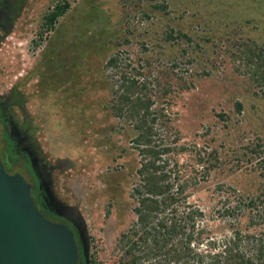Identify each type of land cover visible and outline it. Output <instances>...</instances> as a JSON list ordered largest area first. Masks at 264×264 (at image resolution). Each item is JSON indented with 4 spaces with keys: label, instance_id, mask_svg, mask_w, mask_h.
I'll return each mask as SVG.
<instances>
[{
    "label": "rangeland",
    "instance_id": "rangeland-1",
    "mask_svg": "<svg viewBox=\"0 0 264 264\" xmlns=\"http://www.w3.org/2000/svg\"><path fill=\"white\" fill-rule=\"evenodd\" d=\"M133 79L152 138L207 150L191 200L221 232L227 194L264 184V0H0V135L8 121L31 146L90 264H122L136 220L137 121L114 108Z\"/></svg>",
    "mask_w": 264,
    "mask_h": 264
},
{
    "label": "trees",
    "instance_id": "trees-1",
    "mask_svg": "<svg viewBox=\"0 0 264 264\" xmlns=\"http://www.w3.org/2000/svg\"><path fill=\"white\" fill-rule=\"evenodd\" d=\"M129 84L120 96L122 105L114 108L123 114L131 106L126 112L137 121L134 143L140 166L132 193L136 220L120 236L122 264H264V184L257 194L246 196L236 190L227 194L232 202L214 212L223 220V230L217 233L203 208L191 200L204 177L199 168L208 165L207 150L196 144L189 150L171 138H152L157 130L148 124L153 101L132 99L128 93L138 83L133 79ZM186 153L192 157L181 162Z\"/></svg>",
    "mask_w": 264,
    "mask_h": 264
},
{
    "label": "water",
    "instance_id": "water-1",
    "mask_svg": "<svg viewBox=\"0 0 264 264\" xmlns=\"http://www.w3.org/2000/svg\"><path fill=\"white\" fill-rule=\"evenodd\" d=\"M74 231L39 209L32 180L10 173L0 153V264H81Z\"/></svg>",
    "mask_w": 264,
    "mask_h": 264
},
{
    "label": "flooded vegetation",
    "instance_id": "flooded-vegetation-1",
    "mask_svg": "<svg viewBox=\"0 0 264 264\" xmlns=\"http://www.w3.org/2000/svg\"><path fill=\"white\" fill-rule=\"evenodd\" d=\"M7 123L8 121H4L3 131L0 135V153L5 167L10 173H21L32 180V190L39 209L49 219L63 221L72 228L81 249L80 262L81 264H90V244L81 222L53 200L31 146L24 141V138L18 134L15 128H12ZM7 149L14 150L13 153L16 152L15 154L22 158L23 169L15 172L10 171L9 165L4 158V153Z\"/></svg>",
    "mask_w": 264,
    "mask_h": 264
}]
</instances>
